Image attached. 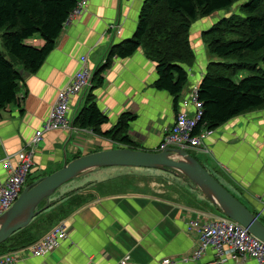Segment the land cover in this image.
<instances>
[{
    "label": "crops",
    "instance_id": "1",
    "mask_svg": "<svg viewBox=\"0 0 264 264\" xmlns=\"http://www.w3.org/2000/svg\"><path fill=\"white\" fill-rule=\"evenodd\" d=\"M145 1L87 0L81 14L64 23L40 67L18 84L16 102L0 111V182L6 177L4 158L14 164L15 154L26 148L46 120L57 93L80 69L81 58L92 71L90 87L70 100V131L42 134L33 149L23 188L60 169L65 162L117 148L91 129L73 124L88 94L108 118L101 132L110 130L121 114L129 112L136 116L129 126V138L144 151H158L176 114L183 110L182 100L197 88L207 65L217 61L208 54L202 35L219 20L214 21L211 15L197 19L190 27L192 30L195 26L194 34L189 32L193 62L186 69L188 80L176 111L173 97L153 87L157 79L155 63L142 48L125 59L112 58L109 67L100 73L102 84L93 88V75L105 65L109 48L133 37ZM28 44L40 47L42 41L34 38ZM185 112L193 117L195 109L188 105ZM209 132L203 138L202 149L190 153L264 225V107L240 114ZM100 169L83 177L96 175ZM131 169L134 168H123L97 179L92 176L78 193L87 201L67 210L66 199H60L64 192L61 190L57 196L54 192L49 198L54 202L52 206L19 233L27 238V247L63 223L66 239L47 255L22 258L14 264H118L126 257L129 264H160L164 259L172 264H220L210 248L199 260L184 261L197 244V236L188 231L187 222L225 218L219 209L184 179L161 171L141 176L143 172ZM81 187L75 185L67 191ZM54 213L59 217L51 221L48 217ZM223 264L256 262L229 257Z\"/></svg>",
    "mask_w": 264,
    "mask_h": 264
},
{
    "label": "trees",
    "instance_id": "2",
    "mask_svg": "<svg viewBox=\"0 0 264 264\" xmlns=\"http://www.w3.org/2000/svg\"><path fill=\"white\" fill-rule=\"evenodd\" d=\"M78 1L0 0V111L14 103L18 84L24 76L40 67ZM238 1L146 0L133 37L109 48L105 65L93 75V88L102 84L100 73L109 67L112 58L125 59L142 48L155 63L157 79L153 87L173 97L176 111L188 80L186 69L193 62L189 42L191 25L199 18L228 10ZM34 38L42 41L40 47L28 44ZM202 38L208 54L217 61L207 65L197 86L202 116L193 135L201 130H214L240 114L264 107V0H247L240 5L239 14L219 19L203 33ZM242 72L249 75L240 77ZM135 119L133 114L123 113L110 130L101 132L100 127L108 123V118L99 110L93 96L88 94L73 124L80 129H91L100 137L109 139L117 148L144 151L129 138V126ZM187 153L194 157L189 151ZM161 172L184 179L196 188L173 170ZM83 187L61 195L60 199H66L68 205L65 210L87 201L78 194ZM49 198L48 207L37 215L52 206L54 202ZM44 205L42 201L37 209ZM57 217L54 213L48 219L54 221ZM19 232H14L0 244V256L26 248L27 238Z\"/></svg>",
    "mask_w": 264,
    "mask_h": 264
},
{
    "label": "built area",
    "instance_id": "3",
    "mask_svg": "<svg viewBox=\"0 0 264 264\" xmlns=\"http://www.w3.org/2000/svg\"><path fill=\"white\" fill-rule=\"evenodd\" d=\"M86 2L87 0H79L66 22L81 14ZM80 61L82 64L80 69L73 75L70 82L57 93L56 99H54L47 118L40 129L33 133L26 148L15 154L14 164L10 163V158H4L3 166L6 170V177L0 182V215L8 210L23 189L25 179L32 165L33 149L40 142L42 134L53 130L70 131L71 121L67 117L70 100L90 87L92 76V71L87 67L85 58H81ZM16 99L14 102H16ZM188 105H192L195 109L193 117H189L185 112ZM181 106L183 110L176 114L170 130L164 135L158 146V151L168 148L187 152L202 149L203 138L211 130H204L197 135L192 134L202 116V105L198 101L196 87L182 100ZM187 228L190 233H195L197 236V244L190 253V257L184 258V261L189 259L197 261L203 256L206 249L210 248L214 250L216 261L220 264H223L229 257L248 258L254 260L256 264H264V243L252 236L241 225L227 218H219L209 222L189 220ZM66 236V226L63 223L58 224L40 240L25 249L0 256V264H14L22 258L47 255L56 249L66 239ZM172 263L169 259L160 262V264ZM118 264H129V259L126 257Z\"/></svg>",
    "mask_w": 264,
    "mask_h": 264
},
{
    "label": "water",
    "instance_id": "4",
    "mask_svg": "<svg viewBox=\"0 0 264 264\" xmlns=\"http://www.w3.org/2000/svg\"><path fill=\"white\" fill-rule=\"evenodd\" d=\"M134 168L173 170L186 178L220 213L245 228L264 243V225L228 192L194 157L179 149L158 152L126 148L106 149L82 155L52 173L25 186L7 211L0 215V244L11 234L25 228L40 211L48 207L47 199L64 184L100 168ZM44 201L45 205L37 209Z\"/></svg>",
    "mask_w": 264,
    "mask_h": 264
},
{
    "label": "rangeland",
    "instance_id": "5",
    "mask_svg": "<svg viewBox=\"0 0 264 264\" xmlns=\"http://www.w3.org/2000/svg\"><path fill=\"white\" fill-rule=\"evenodd\" d=\"M247 0H240L236 3H234L232 5V7H230L228 10H222V11H219L217 12L216 14L214 13L212 15V18L214 21H217L223 17H230L231 15H236V14H239V9H240V5H242L244 2H246ZM198 26V25H197ZM195 26H193V29L190 30L189 32H191L192 34H194V29ZM242 75L243 76H246V75H249V73H246V72H242ZM242 76V77H243ZM187 152V151H186ZM120 169H123V168H117V167H111V168H101L100 170L97 171L96 175H91V176H88V177H79V178H75L73 180H71L70 182L66 183L65 185L61 186L57 191L56 193L58 192H65L64 190H68V188L70 189V187L72 188L73 186H83V184H85L84 182L85 181H88L89 178H91L92 176H96V179L98 176H103V175H107L109 173L111 174H114L115 172H117L118 170ZM131 170H135V171H139V172H143V173H140L141 176H147V172H157V170H153V169H150L147 171V169H131ZM156 188V187H155ZM54 193V194H56ZM53 194V195H54ZM61 193H58L56 194L57 195H60Z\"/></svg>",
    "mask_w": 264,
    "mask_h": 264
}]
</instances>
